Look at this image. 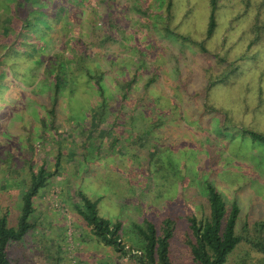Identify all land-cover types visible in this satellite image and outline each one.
<instances>
[{
    "label": "rangeland",
    "instance_id": "rangeland-1",
    "mask_svg": "<svg viewBox=\"0 0 264 264\" xmlns=\"http://www.w3.org/2000/svg\"><path fill=\"white\" fill-rule=\"evenodd\" d=\"M12 1L0 0V21L6 19ZM90 2L84 5L80 18L69 17L64 31L60 26L64 16L53 18L55 26L44 33L52 47L47 49L68 45L78 35L88 36V17L106 23L100 16L103 11L99 1ZM260 2L218 0L216 25L201 43L208 50L203 52L189 39L182 47L159 39L148 19L158 18L162 25L200 40L206 28L208 0H171L170 19L163 18L165 0H146L144 4L142 0H116L115 13L131 11L125 13L127 20L117 30L116 38L107 43L109 49L99 46L98 50L115 52V66L121 61L126 67L121 75L128 77L134 71L132 62L141 55L143 66L137 67L140 78L130 94H140L145 76L156 71L147 94L150 99L151 94L158 99H154V110L150 104L144 108L150 111L147 122L159 116L162 122L151 127L148 134L140 133L143 137L137 142L132 141L137 133L129 130L121 140L123 148L115 153L108 148L109 136L100 131L106 125L90 128L99 101L92 79L85 80L82 75V81L71 82L80 74L72 68L68 85L75 84L74 90L65 88L60 94L56 125L52 127L49 120L45 125L42 122L50 101L45 91L47 76L31 75L27 70L23 75L17 73L16 78H9L11 72L7 71L0 76V213L9 212L10 224L15 223L27 169L31 165L37 168L41 162L55 168V157L62 150L56 173L60 177L55 175L54 180L63 181H52L47 186L46 193L39 196L48 202L47 210L38 216L34 213L37 221L46 217L47 225L41 230L34 227L20 240L7 242L12 264H136L129 255H121L95 240L88 228L71 215L65 194L63 198L58 195L60 186L69 189L67 198L74 196V189H81L91 198L99 196L98 214L119 219L122 241L137 248H142L143 241L133 223L141 224L144 218L154 224L162 217L172 219L169 256L173 264H189L183 241L185 215L199 218L208 213L207 182L226 201L234 200L238 205L235 233H241L243 224L249 232L252 222L264 220V141L241 133L242 128L264 133V36L263 30L253 26L264 25V4L260 6ZM137 4L144 7L141 12L134 10ZM89 46L92 54L97 46ZM83 61L92 67L103 59L96 54ZM6 65L0 59V67ZM33 66L42 67L37 61ZM109 73L103 82L106 93L115 96V79L120 74L117 70ZM134 101L135 97H127L125 102L131 105ZM113 106L115 110L117 104ZM115 127L119 135L121 130ZM90 130L92 139L83 144ZM57 196L70 215L69 232L65 216L53 204L58 202ZM56 216L60 227L55 230L49 218ZM55 253L59 257L54 259ZM259 253L238 241L222 264H264V256Z\"/></svg>",
    "mask_w": 264,
    "mask_h": 264
},
{
    "label": "trees",
    "instance_id": "trees-1",
    "mask_svg": "<svg viewBox=\"0 0 264 264\" xmlns=\"http://www.w3.org/2000/svg\"><path fill=\"white\" fill-rule=\"evenodd\" d=\"M98 1L103 11L100 16L102 19H106V23L103 24L102 21L98 23L96 18L88 17L86 21L89 22L88 26L91 29L88 36L78 35L71 40L70 44L66 45L65 43L58 49L49 50L47 48L52 47H49V38H45L44 33L55 26L56 20L53 18L64 16L65 21H61L62 25L60 24V26L62 30L66 29L67 23L70 22L69 17L74 18V20L80 18L84 5H89L90 0H13L12 8L8 11L6 19L0 21V50L3 49L0 59H4L7 63L6 68L0 67V76L7 71V73L11 72V75L8 76L11 78V76L15 77L17 73L23 75L25 70L30 71L31 75L37 73L40 77L47 76L49 83L46 84L45 91L50 101L47 104V113L42 115V122L45 125V121L49 120L52 127L56 125L60 94L65 88H68L70 92L74 90L75 84L68 85L72 68H75V72L77 71L80 74H78L79 77H76L77 79H72L71 82L75 83L77 81L76 83H78L82 81V75L85 76V80L86 77L92 79L99 101L95 104L94 114L90 119V128L93 129L105 124L106 126L100 131L103 132L104 136H109L107 139L108 148L115 153V151L123 148L121 140L127 137L129 130L137 133L136 138L132 140L137 142L143 137L140 136V133L147 132L148 134L151 127H156L162 122L160 116L147 122V113L150 111L146 112L145 109L147 108H144L147 104H150V108L154 110L155 105L153 102L154 99L158 98L151 94L150 99L147 92L157 73L153 71L145 76L147 78L142 82L141 87H138L140 94H130L131 87L140 78L137 67L141 68L143 66L141 55L138 54L137 59L132 62L134 71L128 77L121 75L122 70H126L121 61L118 62V66H115L116 58H118L115 52L110 51L105 54L100 49L98 50V47L109 49L107 43L116 38L117 30H120L124 21L127 20L125 13L130 12L131 9L127 8L128 10H121L123 13H115L113 8L116 0ZM217 1L208 0V18L204 36L200 40L193 39L189 35H183L174 30L173 27H168L165 23L162 25L158 18L157 20L156 18L148 19V21L154 26L159 39H165L167 43L179 47L184 46L186 44L184 41L189 39L190 43L198 45L197 47L205 52L208 51L207 47L201 43L203 39L212 33L216 25L214 12L217 8ZM145 2L146 0H142L143 4ZM170 3L171 0H165L164 19L167 17L170 19L172 15ZM263 4L264 0H261L259 5ZM141 8L144 7L137 4L134 10L141 12ZM145 8L142 12L147 10V6ZM255 15H258V10ZM253 26L256 29L263 30L264 36V25L254 23ZM91 44L97 46L92 54L89 51V45ZM70 51H73V53H70ZM96 54L101 56L102 62L100 61L90 67L83 61ZM7 56H10L11 60H7ZM43 56L45 57L41 59ZM51 60L53 63L49 62ZM35 61L41 62L42 67L40 69L33 66ZM104 61L109 66H105ZM116 70L119 72L120 78L115 79L117 83V88L114 91L115 96H110L108 95L110 93H106L107 88L104 85L103 77L106 73L110 72L111 75V72L114 73ZM127 97H135V101L128 105L125 102ZM114 103L117 104L115 110L113 108L115 107L113 106ZM144 120H146V123H144ZM115 126L121 130L119 135L113 130V128H116ZM241 133L248 134L252 139L264 141V133L251 128H242ZM90 139H92L91 130L83 144H87ZM58 153L54 161L55 168L41 162L37 168L31 165L27 169L28 178L23 182L24 186L21 188L19 196L18 213L13 218L15 223H9L11 219L9 212L0 213V264H12L6 251L7 242L9 240H20L37 226L38 222L32 216L33 198L42 188L52 183L58 170L62 150H59ZM206 189L208 213L199 218H196L193 214L185 215L186 229L183 241L187 249L189 264H222L225 262L229 251L235 247L238 241L245 242L249 247L264 256V220L252 222L249 226V232H247V224H243L241 233H235L233 224L239 210L238 205L234 200L226 201L216 187L209 182L206 183ZM57 199L61 201L58 196ZM98 200L99 196L91 198L81 189H76L74 200L68 206L71 215L82 223V226L88 228L97 242L110 246L121 255H129L136 264H173L169 256L170 237L174 226L172 219L162 217L157 224H154L153 221L144 218L141 224L133 223L132 226L136 234L143 241L142 248H137L122 241L119 232L122 223L119 219L110 220L98 214ZM69 220L71 221L70 215Z\"/></svg>",
    "mask_w": 264,
    "mask_h": 264
},
{
    "label": "crops",
    "instance_id": "crops-1",
    "mask_svg": "<svg viewBox=\"0 0 264 264\" xmlns=\"http://www.w3.org/2000/svg\"><path fill=\"white\" fill-rule=\"evenodd\" d=\"M80 176V175H79ZM56 178L58 177L57 175L55 176ZM55 181V183L59 182V183H62V179L60 180H54L53 178V182ZM48 185H46L44 188H42L41 191H39V193L33 198V204H34V209H33V212H32V216L33 218L36 216H38V214H43V212H45L47 210V208H45V206H47L46 204H48V202L46 200H42L41 201V198H39V196H43L45 193H46V188H47ZM61 188H59V193L58 195L63 198L62 195L65 194V198L68 200V205L70 204V202H72L74 200V197H75V191L76 189H74L75 191H73V194L74 196L71 198H67L70 194V191L68 188H63V186H60ZM5 199V198H3ZM44 202V203H43ZM63 203V202H62ZM50 207V206H49ZM50 209L52 210V207H50ZM56 210V209H55ZM34 213H35V216H34ZM45 220H46V217H43V218H39V220L37 221V226L35 227L36 230H41L43 229V225H47L45 223ZM49 221H50V224L52 226V228H54L55 230L58 229V227H60V223L58 221V217L56 216L55 217H52V218H49ZM34 230V229H33ZM54 237V236H53ZM59 257L57 253L54 254V259ZM59 259V258H58ZM57 259V260H58ZM53 262V261H52ZM52 262H50L49 264H51Z\"/></svg>",
    "mask_w": 264,
    "mask_h": 264
},
{
    "label": "built area",
    "instance_id": "built-area-1",
    "mask_svg": "<svg viewBox=\"0 0 264 264\" xmlns=\"http://www.w3.org/2000/svg\"><path fill=\"white\" fill-rule=\"evenodd\" d=\"M58 177H60V176H58ZM61 177H64V174H62ZM55 196H56V194H55ZM55 200H57L58 202H56V203L53 202V204H54V206L56 207V209L60 210V212H62V214L65 215V223H66V226H67V232H69V230H71V229H70L69 214H68V212L66 211V208H65L64 204L61 203L56 197H55ZM54 206H53V207H54ZM68 234H69V233H68Z\"/></svg>",
    "mask_w": 264,
    "mask_h": 264
}]
</instances>
